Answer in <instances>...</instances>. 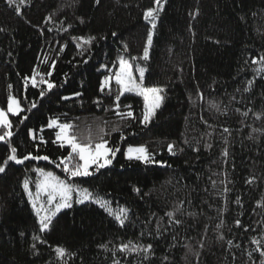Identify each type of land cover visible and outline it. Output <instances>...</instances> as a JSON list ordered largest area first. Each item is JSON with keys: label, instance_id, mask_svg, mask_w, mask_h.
I'll return each mask as SVG.
<instances>
[{"label": "trees", "instance_id": "trees-1", "mask_svg": "<svg viewBox=\"0 0 264 264\" xmlns=\"http://www.w3.org/2000/svg\"><path fill=\"white\" fill-rule=\"evenodd\" d=\"M16 4L20 15L0 0V28L4 29L0 31V107L6 108L11 94L25 109L20 116L10 114L13 146L18 155H35L34 145L43 136L47 143L39 154L56 159L70 149L52 143L57 129L47 127L50 119L77 125L82 137H95L103 128L109 146L118 145L121 152L95 177L74 182L116 208L125 206L129 213L121 227L95 204H74L41 233L23 180L29 179L35 189L37 174L32 169L37 167L64 174L47 161L10 163L6 174L0 175V264H113L114 260L120 264H260L251 239L264 237V134L253 129H264V64L252 61L264 55V0H167L157 21L150 59L133 61L135 68L147 69L145 85L165 89L162 106L147 128L138 120L116 115L114 80L111 96L99 88L109 69L113 74L118 69L120 56L142 55L150 27L143 11L154 6L153 0H100L98 5L95 0H25L23 4L16 0ZM81 36L97 37L91 46H84L88 51L77 48L72 39ZM45 58L49 63L43 62ZM52 60L56 63L50 79L57 87L39 100L40 89L32 88L30 81L25 89L24 78L32 76L33 69L48 78ZM249 81L253 82L250 87ZM75 92L82 95L76 97ZM62 96L71 99L65 101ZM37 100L39 106L27 111ZM97 100L99 104L94 103ZM125 104H131L139 118L143 97L125 93L121 111H126ZM24 115L29 118L19 124ZM224 127L231 134L223 133ZM29 129L34 130L35 141ZM121 132L126 137L123 141ZM170 143L175 145V155L167 150ZM205 144L212 147L206 149ZM139 145H146L156 160L166 164L128 161L126 149ZM6 154L7 145L0 142V162ZM249 179L253 182L247 183ZM167 212H174L182 223L170 224ZM237 219L247 232L236 227ZM221 234L224 241L217 239ZM229 239L231 247L226 243ZM129 241L151 244L148 258L143 252H119ZM58 246L68 254L58 257Z\"/></svg>", "mask_w": 264, "mask_h": 264}, {"label": "snow or ice", "instance_id": "snow-or-ice-1", "mask_svg": "<svg viewBox=\"0 0 264 264\" xmlns=\"http://www.w3.org/2000/svg\"><path fill=\"white\" fill-rule=\"evenodd\" d=\"M7 4L10 7H14L17 15L21 14V10L19 6L16 4V0H6ZM21 4L25 3V0H19ZM167 0H153L152 7H148L143 11V20L150 27L147 30L146 39L142 48V55L140 56H132L126 59L124 56L119 57V66L118 69L113 74L111 69H109V75H105L103 79L100 81V92H105L107 89V94L109 96L112 95V81H115L117 86V92L113 100V110L116 115L121 119H130V120H138L139 124L144 128H147L152 121L155 119L157 110L161 108L164 96L163 93L165 89L163 87H146L144 86V77L147 69L145 67H141L136 65V72L139 73L138 78L133 74V61L142 60L148 61L150 59V50L153 46V39L155 34V29L157 28V21L159 19L160 13L164 10V4ZM95 3L100 4V0H95ZM51 20V16L46 18V22ZM83 23V20L80 21ZM71 27V25H69ZM50 30V29H49ZM67 31V29H64ZM0 31H4V29L0 28ZM112 37L118 38V33L112 32ZM74 41H76V47L79 49H84L85 45L91 46L93 42L97 39L95 36L88 37H73ZM102 39H106V37H102ZM65 46H61L59 51H63ZM84 51H88V49H84ZM123 51L127 53L129 51L128 45L123 44ZM83 55V51L80 53ZM44 63H49L47 58L43 61ZM55 60H52L49 66V71L46 73L48 78L42 76L33 69V75L30 77L24 78V87L25 89L29 86V81L31 82L32 88H39L38 97L39 100H43L49 93L53 91L57 87L55 81L50 78L53 75L55 70ZM83 63L87 64L88 60H84ZM252 63H261L264 64V55L259 57V60L253 59ZM104 68H108L107 65H103ZM258 69L257 71H260ZM67 76V74H65ZM39 77V79H37ZM66 82V81H65ZM249 87L253 83L249 81ZM43 86V87H42ZM11 87V86H9ZM244 91H249V88H245ZM125 93H133L136 96L143 97V109L141 114L138 117L134 114L132 110L131 104L123 105V108L126 111H121V97L125 95ZM76 97L82 95L80 92H75L73 94ZM200 98L203 99V94H199ZM62 100H69L71 97L62 96L60 97ZM39 100L31 103V107L27 109V111L31 112L32 109H36L39 106ZM7 106L6 109L0 107V142H3L7 145V154L6 157L2 159L0 162V175L6 174L7 169L10 163H14L17 165H23L26 161H47L50 164H54L56 168L60 169L64 174L63 178L60 175H57L53 171H46L44 168H34V171L37 174V179L35 181V192L30 188L29 179H24L22 183V187L24 192L28 196V202L31 204L32 210L35 213L38 224H39V232L43 233L50 230V227L53 224L54 219L57 217L59 213H61L65 209H72L74 204L76 205H85V204H95L100 209H103L110 217H113L114 220L119 224V226L124 227L125 222L128 219L129 209L126 207H119L118 209H113L111 207V201L105 199L99 194L91 191L87 187H83L81 183H76L77 179L83 180L84 178L95 177L97 174L101 173L102 169L108 168L113 164V161L116 159L117 154L121 152V148L117 146H109V141L105 139L106 133H104L103 128L100 129V134L93 137L91 134L87 136H81L77 131V125L68 122L61 123L58 119H50L47 122L48 128H55L57 131L55 132V140L52 141L54 144H59L61 148L67 147L70 149L67 151L66 155L58 157L56 159H52L48 155L39 154L40 148L47 143L44 140L43 136L39 138V143L34 145L36 153L27 152L23 155H18V148L13 146V136L15 133L13 132V123L9 119V114L13 116H20L22 112L25 111L24 108L21 107V101L17 99L13 95H9L7 97ZM94 103L99 104L100 101H94ZM212 107L217 108L219 111V107L215 104ZM107 110V109H106ZM239 111V109H237ZM249 111H251L249 109ZM244 116H247L248 113L244 112ZM29 117L27 115L21 116L19 119V124H24V122ZM259 119V117H257ZM205 123H207L205 121ZM209 127H211L209 125ZM43 131V128L40 129ZM112 131H120L119 128H113ZM254 132H261L264 134V129H253ZM223 133L231 134V130L227 127L223 128ZM28 134L31 136L32 140L35 141L37 139L34 130L29 129ZM210 136L211 133H208ZM249 139H253L251 135L248 137ZM125 135L121 132L120 140H125ZM188 143V141H185ZM225 144H227V139H225ZM212 147L211 144H205L206 149H210ZM175 145L168 144L167 150L169 154L175 155L174 151ZM194 151H199L198 148H194ZM126 159L128 161H137L145 165L157 164V165H165L166 161H159L155 159L153 153L149 151L146 145L139 146H129L124 153ZM222 156L225 158V162L227 161V157L229 156L228 148L225 147L222 149ZM254 179V178H253ZM253 179H249L246 181L247 183H252ZM213 186H215V181H212ZM133 191L139 193V188H134ZM224 191H228L227 188ZM236 203L240 204L239 197L236 199ZM179 211V209H177ZM189 215H194V213H189ZM166 216L169 218V223L179 226L182 221L175 218L174 212H167ZM223 225V221L218 224L216 227L220 229ZM235 225L238 228H243L245 232L248 231L246 227H244L239 219L235 221ZM159 230V229H157ZM143 235V233H142ZM34 240H38L41 243H46V241L41 240L40 236H34ZM175 239V237H173ZM217 239L219 241H224L225 237L221 234L218 235ZM262 240L253 237L251 239V243L255 244L257 247L253 250L259 253L261 257L260 264H264V246H262ZM226 243L231 247L233 246L232 240H227ZM239 248L240 245H234ZM101 247H107L106 245H101ZM187 247V246H186ZM200 247H203V242H200ZM32 248H36V244L32 245ZM191 250V249H189ZM121 253H145V259L148 258V253L152 251V245H137L133 244L132 241H129L127 244H122L119 249ZM55 252L58 257H64L67 253L66 249L63 247H56ZM115 255V253H113ZM249 258L252 257V252L248 253ZM167 259V257H165ZM113 264H120L119 260H114Z\"/></svg>", "mask_w": 264, "mask_h": 264}, {"label": "rangeland", "instance_id": "rangeland-1", "mask_svg": "<svg viewBox=\"0 0 264 264\" xmlns=\"http://www.w3.org/2000/svg\"><path fill=\"white\" fill-rule=\"evenodd\" d=\"M141 67H144V66H141ZM136 68H135V66L133 65V74L138 78V76H139V73L138 72H136V70H135ZM145 74H146V72H145ZM144 86H146V87H153V86H147V85H145V77H144ZM157 87H159V86H157ZM14 96V95H13ZM16 97V96H15ZM17 98V97H16ZM18 99V98H17ZM22 107V106H21ZM6 109V108H5ZM9 119H10V114H9ZM60 122V121H59ZM61 123H63V122H61ZM133 147H135V146H133ZM127 150V149H126ZM47 171V170H46ZM57 174V173H56ZM58 175V174H57ZM61 178H63V177H61ZM84 187V186H83ZM30 188H31V185H30ZM32 189V188H31ZM32 191L33 192H35V189H32ZM111 207L113 208V209H118V208H116V207H114V206H112L111 205ZM122 207H125V206H122Z\"/></svg>", "mask_w": 264, "mask_h": 264}]
</instances>
